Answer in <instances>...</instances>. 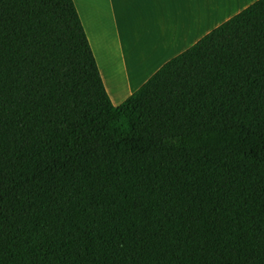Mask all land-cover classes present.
I'll return each instance as SVG.
<instances>
[{"label":"trees","instance_id":"trees-1","mask_svg":"<svg viewBox=\"0 0 264 264\" xmlns=\"http://www.w3.org/2000/svg\"><path fill=\"white\" fill-rule=\"evenodd\" d=\"M0 264H264V0L118 106L74 0H0Z\"/></svg>","mask_w":264,"mask_h":264},{"label":"crops","instance_id":"crops-1","mask_svg":"<svg viewBox=\"0 0 264 264\" xmlns=\"http://www.w3.org/2000/svg\"><path fill=\"white\" fill-rule=\"evenodd\" d=\"M115 106L256 0H74Z\"/></svg>","mask_w":264,"mask_h":264}]
</instances>
